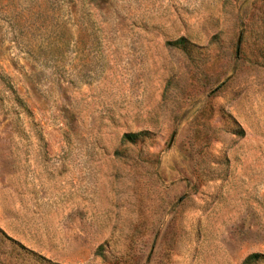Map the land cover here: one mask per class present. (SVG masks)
<instances>
[{
  "label": "rangeland",
  "instance_id": "obj_1",
  "mask_svg": "<svg viewBox=\"0 0 264 264\" xmlns=\"http://www.w3.org/2000/svg\"><path fill=\"white\" fill-rule=\"evenodd\" d=\"M253 255L264 0H0V264Z\"/></svg>",
  "mask_w": 264,
  "mask_h": 264
},
{
  "label": "trees",
  "instance_id": "obj_2",
  "mask_svg": "<svg viewBox=\"0 0 264 264\" xmlns=\"http://www.w3.org/2000/svg\"><path fill=\"white\" fill-rule=\"evenodd\" d=\"M182 42L183 40L177 42V44H181ZM142 135L143 134H126L123 138V141L129 143H135L137 140L141 138ZM259 258H260L259 255H253L246 260V264H251L252 262H254Z\"/></svg>",
  "mask_w": 264,
  "mask_h": 264
}]
</instances>
